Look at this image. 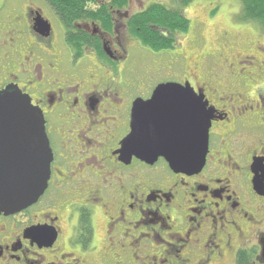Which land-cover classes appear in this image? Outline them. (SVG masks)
Instances as JSON below:
<instances>
[{
	"label": "flooded vegetation",
	"instance_id": "1",
	"mask_svg": "<svg viewBox=\"0 0 264 264\" xmlns=\"http://www.w3.org/2000/svg\"><path fill=\"white\" fill-rule=\"evenodd\" d=\"M154 2L165 4L96 1V18L66 26L46 0H0V91L18 88L41 109L53 153L39 199L0 213V264H264L254 57L174 58L181 32L172 48L145 44L138 34H170L133 30ZM167 82H189L214 110L197 172L118 153L136 101Z\"/></svg>",
	"mask_w": 264,
	"mask_h": 264
},
{
	"label": "water",
	"instance_id": "2",
	"mask_svg": "<svg viewBox=\"0 0 264 264\" xmlns=\"http://www.w3.org/2000/svg\"><path fill=\"white\" fill-rule=\"evenodd\" d=\"M189 82L159 84L148 101H136L130 133L118 153L193 173L205 163L214 110ZM53 153L39 107L20 89L0 91V213L35 203L50 177Z\"/></svg>",
	"mask_w": 264,
	"mask_h": 264
},
{
	"label": "rangeland",
	"instance_id": "3",
	"mask_svg": "<svg viewBox=\"0 0 264 264\" xmlns=\"http://www.w3.org/2000/svg\"><path fill=\"white\" fill-rule=\"evenodd\" d=\"M185 10L191 19L192 30L180 40L177 50L181 54L172 57L183 55L190 60L201 61L207 53H213L224 54L237 61L250 55L254 57L255 78L264 82V69L261 67L264 60V28L258 22L244 18L239 0H195Z\"/></svg>",
	"mask_w": 264,
	"mask_h": 264
},
{
	"label": "trees",
	"instance_id": "4",
	"mask_svg": "<svg viewBox=\"0 0 264 264\" xmlns=\"http://www.w3.org/2000/svg\"><path fill=\"white\" fill-rule=\"evenodd\" d=\"M51 4L53 9L59 15L60 20L70 26L75 20L83 17L96 18L94 11L88 10L89 4L100 0H46ZM194 0H168L164 3H152L150 11L142 12L135 15L131 21L133 30L145 33H154L151 24L157 27H164L170 34H138L141 40L155 48L159 46L174 47L180 34L177 32L190 33L191 20L185 13V8ZM242 3L243 16L245 19H251L260 24L264 28V0H239ZM127 0H111V3H126ZM211 4V2H210ZM217 10L214 9L212 14ZM156 33L159 30L154 29ZM167 31V32H168ZM188 33V34H189ZM187 34V35H188ZM239 264H241L239 262ZM242 264H247L242 262Z\"/></svg>",
	"mask_w": 264,
	"mask_h": 264
}]
</instances>
